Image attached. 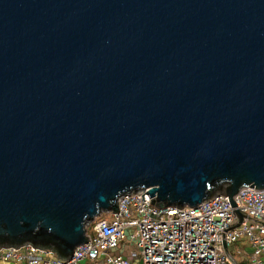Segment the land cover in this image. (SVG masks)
<instances>
[{"label":"water","instance_id":"obj_1","mask_svg":"<svg viewBox=\"0 0 264 264\" xmlns=\"http://www.w3.org/2000/svg\"><path fill=\"white\" fill-rule=\"evenodd\" d=\"M264 190V0H0V248ZM142 195L141 201H145Z\"/></svg>","mask_w":264,"mask_h":264},{"label":"built area","instance_id":"obj_2","mask_svg":"<svg viewBox=\"0 0 264 264\" xmlns=\"http://www.w3.org/2000/svg\"><path fill=\"white\" fill-rule=\"evenodd\" d=\"M146 192L119 198L118 214L96 217L87 227L90 242L66 261L23 246L0 248V264H264V190L247 187L233 198L241 223L228 197L156 210Z\"/></svg>","mask_w":264,"mask_h":264},{"label":"rangeland","instance_id":"obj_3","mask_svg":"<svg viewBox=\"0 0 264 264\" xmlns=\"http://www.w3.org/2000/svg\"><path fill=\"white\" fill-rule=\"evenodd\" d=\"M235 259L240 262V256L234 255Z\"/></svg>","mask_w":264,"mask_h":264}]
</instances>
